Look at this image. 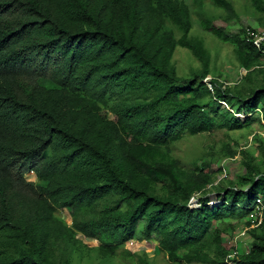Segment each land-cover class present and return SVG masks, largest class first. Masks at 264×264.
I'll list each match as a JSON object with an SVG mask.
<instances>
[{
  "label": "trees",
  "instance_id": "obj_1",
  "mask_svg": "<svg viewBox=\"0 0 264 264\" xmlns=\"http://www.w3.org/2000/svg\"><path fill=\"white\" fill-rule=\"evenodd\" d=\"M205 2L223 24L238 21L229 0H0V90L13 76L18 87L0 93V264H69L86 244L77 236L101 257L122 249L129 264H151L124 249L132 240L171 264H226L223 239L241 225L249 248L234 261L264 264V209L257 228L240 222L257 200L264 207V138L250 133L256 155L223 144L190 170L172 155L184 135L264 129V43L253 46L254 28L215 27ZM249 2L264 30V0ZM188 3L201 29L232 47L238 82L203 83L210 56L190 37ZM177 47L201 65L188 79L172 62ZM237 156L242 172L217 180V161ZM212 190L223 203L210 208Z\"/></svg>",
  "mask_w": 264,
  "mask_h": 264
},
{
  "label": "rangeland",
  "instance_id": "obj_2",
  "mask_svg": "<svg viewBox=\"0 0 264 264\" xmlns=\"http://www.w3.org/2000/svg\"><path fill=\"white\" fill-rule=\"evenodd\" d=\"M238 15V21H233L226 25L221 22L219 16L224 15V12L214 8L209 3L205 2V10L209 16H213L215 21L213 25L217 28H224L231 34H236L240 27L242 28H254L255 30H263L262 27L257 26V18L260 14L255 13L250 6L249 0H229ZM191 9V16L193 22V28L190 32V37L200 40L204 49L210 56V70L211 76L219 77L222 81L228 84H234L238 82L244 74L243 69L240 68L236 57L232 51V47L229 44L218 41L210 33L205 32L201 29L200 21L203 16L194 9L190 3H188ZM176 38L180 37V33L174 29ZM172 62L175 65L177 75L180 78L188 79L192 74L198 70L201 65L193 54L186 48L177 47ZM260 116V113H258ZM249 115L240 114L238 119L242 122L248 118ZM263 124V122H261ZM257 134L264 138V129H261L258 123H253L249 130H236L226 131L225 129H214L210 133L200 134L196 136L184 135L181 141L174 143L172 148V155L175 159L180 161V165L185 170H190L194 167V164L202 159V156L212 149L215 153H218L223 144H232L235 142L239 147H245L250 153L257 154L255 147L256 144L252 141V135ZM240 156H237L234 160L219 159L217 165L222 168V175L218 176L217 180L222 178L234 179L237 173H241L243 168L239 164ZM217 165L213 168L217 169ZM33 174H29L26 178H33ZM216 184V183H215ZM218 192L213 190L209 192L208 198L215 200L218 196ZM59 216L67 223L70 224L71 220L68 214L63 211L59 212ZM248 217L242 218L241 223L246 222ZM244 226H238L235 233L231 238H224L223 243L226 249H229L236 238L235 246L239 253L245 252L249 248V239L247 238L248 233L246 232L245 237H238L244 232ZM244 230V231H243ZM239 234V235H238ZM76 239L83 240L86 242L84 246H77L76 249L70 255L69 264H129L128 261H124L121 255L122 249L117 250V255L113 258L101 257L97 249L93 246L97 245V242L93 240H85L82 236H77ZM248 240V241H247ZM233 241V242H232ZM133 246V251L140 255L144 253L151 264H171L165 258L164 254L160 253L158 248L151 242L143 241L138 243L135 240L129 242L124 249L128 246ZM200 264V263H191Z\"/></svg>",
  "mask_w": 264,
  "mask_h": 264
},
{
  "label": "built area",
  "instance_id": "obj_3",
  "mask_svg": "<svg viewBox=\"0 0 264 264\" xmlns=\"http://www.w3.org/2000/svg\"><path fill=\"white\" fill-rule=\"evenodd\" d=\"M247 36L249 37V39H251L252 44L256 49L261 48V44L264 43V30H254L251 32L247 30ZM262 54L264 57V52ZM210 79L211 78H205L203 80V83L207 86V88L210 91H212V87L210 85ZM222 106L226 107V104L222 103ZM223 172L225 174L224 170H223ZM222 203H223L222 198L217 196L215 198V200H213V201L208 198L207 205L210 208H213V207H217L218 205H220ZM188 208L191 210L199 209L200 204L198 203V200L192 198L189 201ZM263 209H264V207H263L262 203L260 202V200H257L256 205H254V207L249 209L248 220H250L252 223V226L250 228H257L261 224V211ZM244 230H243L244 232H242V234H240V235L238 234L239 235L238 237H245V234H246L248 228H245ZM235 241H236V238H235L234 242L232 241L233 245L228 249L230 252L225 258L226 264H236V262L234 260L237 257V255L239 254V251L237 250L236 246L234 245Z\"/></svg>",
  "mask_w": 264,
  "mask_h": 264
},
{
  "label": "clouds",
  "instance_id": "obj_4",
  "mask_svg": "<svg viewBox=\"0 0 264 264\" xmlns=\"http://www.w3.org/2000/svg\"><path fill=\"white\" fill-rule=\"evenodd\" d=\"M210 78H211V77H210ZM210 80H211V79H210ZM16 88L18 89L17 84L15 83V77L13 76V80L11 81L8 90H4V89H2V90H0V93H3L4 95H7V94L10 93L11 91H16V93H17ZM221 105H222V103H221ZM223 107H224V106H223ZM239 115H240V114H239ZM237 116H238V115H237ZM237 116H236V117H237ZM29 174H33V173L30 172V173L26 174V175L24 176V178H25V180H26L27 182H28V181L33 182V181L35 180V175L33 174L34 177L31 178V179H28V178H26V176L29 175Z\"/></svg>",
  "mask_w": 264,
  "mask_h": 264
},
{
  "label": "crops",
  "instance_id": "obj_5",
  "mask_svg": "<svg viewBox=\"0 0 264 264\" xmlns=\"http://www.w3.org/2000/svg\"><path fill=\"white\" fill-rule=\"evenodd\" d=\"M230 252V251H229ZM229 252H228V254H229ZM240 254V253H239Z\"/></svg>",
  "mask_w": 264,
  "mask_h": 264
},
{
  "label": "water",
  "instance_id": "obj_6",
  "mask_svg": "<svg viewBox=\"0 0 264 264\" xmlns=\"http://www.w3.org/2000/svg\"><path fill=\"white\" fill-rule=\"evenodd\" d=\"M237 118H238V116H237Z\"/></svg>",
  "mask_w": 264,
  "mask_h": 264
}]
</instances>
